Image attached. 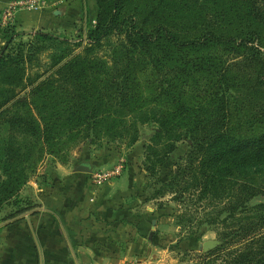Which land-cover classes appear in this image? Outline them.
I'll list each match as a JSON object with an SVG mask.
<instances>
[{
	"label": "trees",
	"instance_id": "16d2710c",
	"mask_svg": "<svg viewBox=\"0 0 264 264\" xmlns=\"http://www.w3.org/2000/svg\"><path fill=\"white\" fill-rule=\"evenodd\" d=\"M125 1L96 0L98 13L95 25L86 31L85 44L82 40L72 44L69 38L36 32L33 41L21 43V53L13 56L2 52L0 117L31 100L28 112L15 113L10 120L20 131L46 143L64 132H80L84 127L87 130L98 115L108 116L111 109L117 112L131 108L141 98L132 67L137 63L143 66L150 63L156 71L162 67L172 76L163 80L166 86L163 83L156 89V96L165 107L140 108L128 120L134 126L137 122L157 125L146 145L147 170H153L157 162L172 153L177 142L186 141L188 149L161 193L171 194L177 205L193 194L197 202L206 203L203 209L210 211L200 218L198 225L215 228L219 244L208 255L221 264H264V128L247 133L241 131L240 124L232 126L228 93L234 81L226 66L228 61L211 63L208 73L195 77L191 70L195 63L187 58L203 49L212 55L224 49L234 58L249 59L251 51L254 55L250 62L263 85L264 63L258 58L262 56L253 42L264 36V0H182L185 9L175 15L179 23L184 18L192 22L197 6L202 7L197 9L200 12L218 9L216 17L228 25L248 23L245 31L236 29L237 34L225 33L221 27L217 32L205 28L200 29L199 37L191 39L182 37L172 25L168 28L158 24L148 32L138 28V15L123 10ZM121 35L122 52L116 51L108 62L99 59L97 52L103 40ZM161 40L165 52L161 49L162 55L154 51ZM59 45L67 47L52 65L38 76L24 77L26 65L39 52ZM97 77L103 83L101 89L94 86ZM203 80L212 83V90L198 86ZM186 84L194 85L187 89ZM194 98L196 102L192 101ZM135 136L132 142L137 139ZM21 157L20 148L9 145L4 172L12 173ZM25 211H17L12 218ZM184 215L177 210L178 224L185 221Z\"/></svg>",
	"mask_w": 264,
	"mask_h": 264
},
{
	"label": "rangeland",
	"instance_id": "374dc122",
	"mask_svg": "<svg viewBox=\"0 0 264 264\" xmlns=\"http://www.w3.org/2000/svg\"><path fill=\"white\" fill-rule=\"evenodd\" d=\"M181 1L126 0L123 10L137 14L138 28L142 27L147 32L158 24L168 28L172 25L174 31L179 30L182 37L190 39L199 37L200 29L205 28L217 32V28L221 27L225 33L233 34H237L236 29H247L246 21L228 25L216 17L220 13L218 9L200 12L197 9L202 7L199 6L194 9L192 22L184 18L185 21L179 23L180 20L175 15L185 9ZM177 2H181V5H177ZM153 7H157V10L150 12ZM154 12L156 13L153 16ZM97 13L96 0H0V55L2 52L4 55L13 56L21 53V43L33 41L36 32L69 38L72 44L73 41L82 40L85 44L86 31L95 25ZM210 17H214L213 21L209 20ZM123 40L122 35L104 39L102 48L97 52L99 59L102 57L108 62L111 56H116V51L122 52L120 44ZM159 43L154 51L161 54L162 49V53H165L164 47H161L162 40ZM253 45L259 48L262 58H258L264 63V36L260 41H254ZM66 47L59 45L39 52L37 58L26 65L24 77L40 75ZM199 53H191L187 57L195 63L191 66L195 77L208 73L211 63L228 61L226 66L230 68L234 81V86L228 93L232 126L235 123L240 124L241 131L247 133L264 128V84L257 78V69L254 70V64L250 62L254 54L250 51L249 59H242L234 58L224 49H219L213 55L205 49ZM238 63L242 64L237 65ZM145 66L137 63L132 67V75L139 83L141 91L138 103L117 112L111 109L108 116L104 113L98 115L96 122H91L87 130L84 127L80 132H64L46 143L20 131L10 118L15 113L28 112L31 100L10 109L6 116L0 117V221L11 219L13 214L23 209H27L25 212L38 209L39 200L52 189L56 187L65 190L66 178L76 172L77 165L83 163L90 168L86 172L89 180L102 179L99 186L105 185L108 180L114 182L112 188L115 193L120 194L127 208L131 209L126 213L125 220L130 217L132 225L136 224L144 233L154 232L150 238H144L155 248L148 254L152 262L221 264L219 260L208 255L219 244L215 228L206 224L198 225L200 218L210 211L209 208L203 209L206 203L197 202L196 194H193L194 196H185L184 202L177 205L171 194L161 193L162 186L175 173L179 159L184 157L188 149L187 142H177L172 153L157 162L153 170H147L149 161L146 158V145L153 137L157 125L137 122L134 126L128 122L140 108L165 107L163 100L160 102L157 98L156 89L163 83L166 86L163 80L172 77L171 73L164 71L162 67L156 71L151 68L150 63L148 67ZM97 79L99 80L95 81L94 86L101 89L103 83H100L99 77ZM1 82L3 81H0L3 86ZM192 85L194 84L185 86L191 89ZM198 86L212 90V83L205 80ZM196 100L197 98L192 99L193 102ZM135 135L137 139L132 142ZM11 144L20 148L22 157L13 166L10 171L12 173L6 174L3 165L6 150ZM159 155H162L160 150ZM177 210L185 214L182 224H178L175 217ZM207 241L214 242L212 248H203V243Z\"/></svg>",
	"mask_w": 264,
	"mask_h": 264
},
{
	"label": "crops",
	"instance_id": "0c3cea01",
	"mask_svg": "<svg viewBox=\"0 0 264 264\" xmlns=\"http://www.w3.org/2000/svg\"><path fill=\"white\" fill-rule=\"evenodd\" d=\"M102 181L74 172L35 211L0 221V264H160L144 239L154 232L125 220L131 209Z\"/></svg>",
	"mask_w": 264,
	"mask_h": 264
},
{
	"label": "water",
	"instance_id": "95a60500",
	"mask_svg": "<svg viewBox=\"0 0 264 264\" xmlns=\"http://www.w3.org/2000/svg\"><path fill=\"white\" fill-rule=\"evenodd\" d=\"M75 171L86 173V172L90 171V168L88 167V165L81 163V164L77 165V167L75 168ZM213 245H214L213 241H207V242L203 243V248L204 249L212 248Z\"/></svg>",
	"mask_w": 264,
	"mask_h": 264
}]
</instances>
